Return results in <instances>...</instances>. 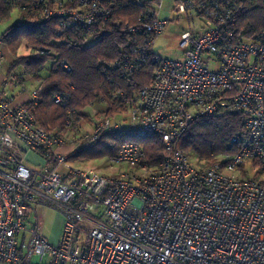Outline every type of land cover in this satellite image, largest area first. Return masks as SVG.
<instances>
[{"label":"built area","instance_id":"2783aa9c","mask_svg":"<svg viewBox=\"0 0 264 264\" xmlns=\"http://www.w3.org/2000/svg\"><path fill=\"white\" fill-rule=\"evenodd\" d=\"M175 10L192 12L200 24L180 36L181 61L158 57L149 40L110 65L130 74L147 57L153 62L151 81L132 96L125 122L104 116L89 134L70 122L59 133L47 131L32 113L37 87L20 106L0 91V264H264V182L239 176L245 164H264V31L235 42L229 0H187ZM13 11L12 25L58 19L56 35L99 27L101 34L112 24L156 38L167 24L151 7L135 25L112 22L108 0H33ZM3 60L0 36V66ZM58 68L71 71L66 61ZM19 85L12 73L4 81ZM54 103L64 107V97L55 95ZM232 114L242 120L235 154L201 167L176 148L193 120ZM104 134L158 137L165 156L150 166L141 146L128 141L108 158L110 174L70 164ZM19 143L40 157L37 169L25 163ZM37 197L62 216L55 244L38 220L27 226Z\"/></svg>","mask_w":264,"mask_h":264},{"label":"trees","instance_id":"16d2710c","mask_svg":"<svg viewBox=\"0 0 264 264\" xmlns=\"http://www.w3.org/2000/svg\"><path fill=\"white\" fill-rule=\"evenodd\" d=\"M108 1L112 11L110 20L122 25H135L140 14L150 8L135 0ZM31 2L33 0H0V22L8 20L15 6H29ZM229 7L232 17L228 27L235 42L251 41L264 31V0H229ZM57 26L58 19L50 18L32 25H10L1 35L3 52L6 46L11 56L8 57L11 59L9 75L13 69L22 67L25 73L40 81V85L36 86L37 104L32 109L37 126L47 131L55 130L56 133L64 131L66 122H70L74 128L88 119L83 112L95 104L103 106L105 117L125 113L132 96L150 83L153 62L147 57L144 64L130 74L113 71L110 65L123 59L135 45H144L146 49L149 40L155 38L150 35L124 34L112 24L101 27V34H98L99 27L97 32L80 29L56 35ZM88 40L92 42L87 44ZM23 42L39 48L43 54L17 57V49ZM60 61H66L71 71L60 70ZM47 62L51 66L41 78L38 74ZM15 77L19 82L20 77ZM55 95L64 97V107L54 103ZM241 121L238 114L195 119L177 141L176 148L190 160L195 158L197 165L210 167L219 158L236 153L237 146L232 143V139L241 133ZM128 141L141 146L145 163L150 166L159 164L165 156V149L158 137L113 138L111 134H104L70 160L113 157L121 144Z\"/></svg>","mask_w":264,"mask_h":264},{"label":"rangeland","instance_id":"374dc122","mask_svg":"<svg viewBox=\"0 0 264 264\" xmlns=\"http://www.w3.org/2000/svg\"><path fill=\"white\" fill-rule=\"evenodd\" d=\"M137 3H143L150 6L155 12L159 20L166 21V27L153 41L152 51L155 55L162 59L169 61H181L182 60V51L178 48V42L180 36L187 31H198L200 28L199 21L192 12L187 13H177L175 7L179 3H183L187 0H135ZM17 13L12 12L10 18L4 22H0V36L4 31L13 23V20L17 18ZM92 40H88L87 44L91 43ZM39 48L32 45H28L26 42H23L20 47L17 49L16 55L19 58H26L31 54H40ZM4 60L0 66V78L7 80L9 76V65L11 56L9 55L8 48L4 47ZM9 57V58H8ZM51 66L50 62H47L44 66V69L38 74L43 78L49 71ZM218 67L216 65H210V70H216ZM13 75H18L20 78V85L17 87L4 86V82H0V91H4L8 94L10 98L15 100V102H21L22 99H29L30 90L27 88V83L29 87H38L40 81L36 79L33 75L25 73L22 67H17L12 71ZM96 114H93V113ZM87 120H84V125H81V132L89 134L92 131V126L94 122L100 121L104 116V109L102 105H93L88 109H85L83 112ZM127 112L123 114H116L115 117L124 116ZM122 121H126L127 116L121 118ZM83 127V128H82ZM52 132H56L52 130ZM80 143H76L75 146H78ZM73 145L68 146L67 148L71 150ZM61 152V150H57ZM82 160V159H81ZM223 160L219 158L218 161ZM193 163H197L195 158H192ZM83 162V161H82ZM203 163V162H201ZM83 167L92 168L103 174H110L112 170L108 167V157H101L93 160L86 159ZM80 165V164H79ZM239 176L250 178L257 181L264 182V164L260 162H253L250 164H245L239 169ZM38 215L40 218V225L43 234L49 238L53 234H56V220L58 213L54 208H41L38 209Z\"/></svg>","mask_w":264,"mask_h":264},{"label":"crops","instance_id":"0c3cea01","mask_svg":"<svg viewBox=\"0 0 264 264\" xmlns=\"http://www.w3.org/2000/svg\"><path fill=\"white\" fill-rule=\"evenodd\" d=\"M0 82L3 83L4 82V79L3 78L2 79L0 78ZM26 87L29 88V90H31V88H32L31 86L29 87L28 83H27V86ZM27 98L26 99H22L21 102H15V100H13V103L12 104L14 106L23 105V104H25L29 100ZM93 114H96V113L94 112ZM80 124L83 126L84 125V122L81 121ZM18 145L21 148V150L23 151V154H24V157H25V163L28 166H30L31 168L37 169L39 167V165H41V163H42L40 157L38 155H36L35 153H33L31 151H28L21 143H19ZM60 150H61L60 153H63L64 154V153H67L68 148L65 147V148H62ZM85 162H86V160H81V159H71L70 160V164L72 166H74V167L89 168V167H83V164H81V163H85ZM45 207L54 208L57 211V213H58V217H57V220H56V234H53L51 237L47 238L43 234V232H42V235L46 239H48L51 243L55 244V243L58 242V239H59V236H60V230H61V226H62V216H61L60 212L56 209V206H54L53 204H50V203L45 202V200H43L41 197H37L36 200H35V202L32 205V212L29 215L26 223H27V226H30L31 224H33L35 222V220H38L39 223H41L40 222L39 215H38V213H39L38 212V209L45 208ZM33 261H37V259L36 258H33Z\"/></svg>","mask_w":264,"mask_h":264}]
</instances>
